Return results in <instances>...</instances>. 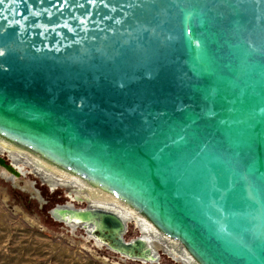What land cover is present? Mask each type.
Segmentation results:
<instances>
[{"label":"water","instance_id":"water-1","mask_svg":"<svg viewBox=\"0 0 264 264\" xmlns=\"http://www.w3.org/2000/svg\"><path fill=\"white\" fill-rule=\"evenodd\" d=\"M0 123L264 264V0H0Z\"/></svg>","mask_w":264,"mask_h":264},{"label":"bare ground","instance_id":"bare-ground-1","mask_svg":"<svg viewBox=\"0 0 264 264\" xmlns=\"http://www.w3.org/2000/svg\"><path fill=\"white\" fill-rule=\"evenodd\" d=\"M0 152L9 153L13 160L12 169L18 172L17 175L37 173L52 186L66 187L73 198L66 204L57 205L53 214L70 225L85 229L113 252L136 261L155 262L160 255L159 250L169 248L176 258L187 264H204L174 231L152 216L138 198L107 175L2 123ZM74 199L85 201L86 205L77 207L72 203ZM130 223L137 226L138 235L126 239Z\"/></svg>","mask_w":264,"mask_h":264},{"label":"rangeland","instance_id":"rangeland-1","mask_svg":"<svg viewBox=\"0 0 264 264\" xmlns=\"http://www.w3.org/2000/svg\"><path fill=\"white\" fill-rule=\"evenodd\" d=\"M1 154L0 264H187L169 248L159 250L155 262L136 261L113 252L85 229L53 214L57 205L73 198L66 187L50 185L31 169L24 175L6 171L5 166L12 167L13 160L8 152ZM72 203L86 205L79 200ZM136 235L138 228L130 223L125 238Z\"/></svg>","mask_w":264,"mask_h":264},{"label":"flooded vegetation","instance_id":"flooded-vegetation-1","mask_svg":"<svg viewBox=\"0 0 264 264\" xmlns=\"http://www.w3.org/2000/svg\"><path fill=\"white\" fill-rule=\"evenodd\" d=\"M1 160H2V159H0V162H1ZM5 168H6V169H5L6 171H9V172L12 171L15 175H17L16 171L13 170L12 167L5 166ZM81 207H83V206H81Z\"/></svg>","mask_w":264,"mask_h":264}]
</instances>
